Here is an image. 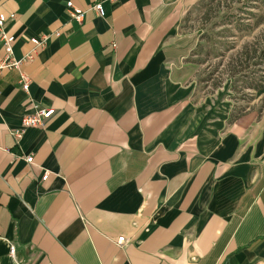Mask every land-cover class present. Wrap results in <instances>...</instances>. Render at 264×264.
<instances>
[{"label":"crops","instance_id":"obj_1","mask_svg":"<svg viewBox=\"0 0 264 264\" xmlns=\"http://www.w3.org/2000/svg\"><path fill=\"white\" fill-rule=\"evenodd\" d=\"M67 1L0 0L15 56L36 49L0 70V264H264L261 96L198 91L197 0H71L81 22Z\"/></svg>","mask_w":264,"mask_h":264},{"label":"rangeland","instance_id":"obj_2","mask_svg":"<svg viewBox=\"0 0 264 264\" xmlns=\"http://www.w3.org/2000/svg\"><path fill=\"white\" fill-rule=\"evenodd\" d=\"M185 15L184 30L198 40V91L231 95L239 113L259 96L264 108V0H197Z\"/></svg>","mask_w":264,"mask_h":264},{"label":"built area","instance_id":"obj_3","mask_svg":"<svg viewBox=\"0 0 264 264\" xmlns=\"http://www.w3.org/2000/svg\"><path fill=\"white\" fill-rule=\"evenodd\" d=\"M68 4V11L73 19H76L77 21L81 22L84 20L85 16V10L81 7L76 6L73 1H67ZM92 8L100 14L105 15L106 10L104 7V3L102 1H96L95 4L92 6ZM14 16V15H11ZM7 19V16L4 13H0V37L4 41V46L6 50V54L3 57H0V70L3 69H9V68H16L18 70H21L22 65L24 61L31 60L34 56L35 50L32 53H29L25 55L23 58H17L14 54L13 45L15 42V35L7 34L3 30V25L5 24ZM32 43L34 44L35 48L38 46H44L47 41L48 37L46 35H43L41 37H35L31 39ZM22 80H23V88L25 90L29 89L30 86V78L26 76L25 74H22ZM56 112L55 107H40L36 108L34 112L30 114H26L25 117L21 120V125L19 127H16L14 130H12V134L17 139L22 138V135L26 132V130L30 127H40V125H44L46 123V120L50 119ZM33 156H28L27 161L31 163L33 161ZM48 177V173H45L42 176V179H46ZM125 236H119L118 243H124L126 242ZM16 247L11 246L10 248V254H12L15 257Z\"/></svg>","mask_w":264,"mask_h":264}]
</instances>
